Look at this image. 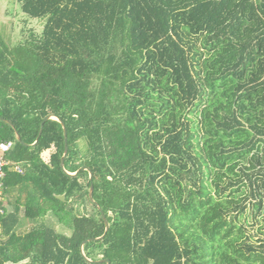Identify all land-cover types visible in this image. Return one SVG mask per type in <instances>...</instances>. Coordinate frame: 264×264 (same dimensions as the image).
I'll return each mask as SVG.
<instances>
[{
    "label": "trees",
    "instance_id": "16d2710c",
    "mask_svg": "<svg viewBox=\"0 0 264 264\" xmlns=\"http://www.w3.org/2000/svg\"><path fill=\"white\" fill-rule=\"evenodd\" d=\"M15 2L13 38L0 35V118L31 145L59 117L65 170L92 180L61 171L57 121L24 147L0 120V142L13 143L0 264H88L80 244L104 233L90 185L109 223L83 246L92 261L264 264V0H125L105 76L79 48L94 44L107 1Z\"/></svg>",
    "mask_w": 264,
    "mask_h": 264
},
{
    "label": "rangeland",
    "instance_id": "374dc122",
    "mask_svg": "<svg viewBox=\"0 0 264 264\" xmlns=\"http://www.w3.org/2000/svg\"><path fill=\"white\" fill-rule=\"evenodd\" d=\"M109 4V17L103 23L91 22L93 28L95 30L96 39L94 44L88 48H79L80 55L82 59L87 63L90 67L91 71L98 75H103L100 72V66H102L105 61V55H107L108 48L111 42L114 40L116 36L117 23L119 22L120 10L125 2V0H105ZM12 14H20L19 5L15 2V0H0V35L6 42H10L13 38V30L11 21L5 17V13ZM126 18V17H125ZM40 28V27H39ZM125 34L128 35V40H125V44L129 45V33H128V21L125 20L124 26L120 30V38ZM137 57L139 58L137 65L134 70V74L131 75L127 80L120 82L123 87L126 82L132 81L136 79V69L143 61V53L137 52ZM100 67V68H99ZM105 76V75H103ZM109 77V76H107ZM7 200H4V204L6 206ZM11 209V207H9ZM23 207L20 208V215L22 216ZM46 223L49 227L54 228L58 233L68 235L69 231L60 226L55 219L46 218ZM10 264V263H8Z\"/></svg>",
    "mask_w": 264,
    "mask_h": 264
},
{
    "label": "water",
    "instance_id": "95a60500",
    "mask_svg": "<svg viewBox=\"0 0 264 264\" xmlns=\"http://www.w3.org/2000/svg\"><path fill=\"white\" fill-rule=\"evenodd\" d=\"M1 121L3 122H6L12 129H14V136H15V140L16 142H18L20 145L24 146V147H34L37 143H38V139H39V136L41 135L42 133V130H43V126L44 124L48 121V120H55L57 121L60 125H61V128H62V131H63V139H64V151H63V156L60 160V169L61 171L63 172L64 175L66 176H69V177H76L80 172L82 171H86L88 172L89 174V180L91 181L92 180V172L87 168V167H81L80 169H78L76 172L74 173H69L65 170L64 168V158L66 157L67 155V152H68V146H67V132H66V126L64 124V122L57 116L55 115H46L42 121H41V124H40V130H39V133H38V138L36 139V141L31 144V145H28L26 143H24L21 138H20V135L18 133V131L15 129L14 125L10 122V121H7L3 118H0ZM60 200H63L64 197L63 196H60L58 197ZM88 199L90 201L91 204H93L96 209L98 210V212L100 213V216H101V219L103 221V224H104V233L101 237L99 238H89L85 241H83L81 244H80V247H79V251H80V255L81 257L88 263V264H110V261L107 260V259H104V260H98V261H92L90 260L89 258H87L83 252V246L87 243V242H92V241H100L102 240L106 233L108 232L109 230V223L103 213V211L101 210L100 206L94 201L93 199V186L90 185L89 187V191H88Z\"/></svg>",
    "mask_w": 264,
    "mask_h": 264
},
{
    "label": "built area",
    "instance_id": "2783aa9c",
    "mask_svg": "<svg viewBox=\"0 0 264 264\" xmlns=\"http://www.w3.org/2000/svg\"><path fill=\"white\" fill-rule=\"evenodd\" d=\"M12 142H0V187L2 186L1 181L5 178V168L9 167L11 164L6 160L5 156L12 149ZM13 171L21 174L22 170L19 166L14 165ZM1 212V210H0Z\"/></svg>",
    "mask_w": 264,
    "mask_h": 264
}]
</instances>
